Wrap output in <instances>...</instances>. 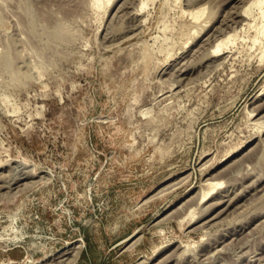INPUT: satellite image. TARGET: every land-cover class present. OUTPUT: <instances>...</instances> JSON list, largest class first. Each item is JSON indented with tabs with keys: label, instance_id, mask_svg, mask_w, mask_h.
Listing matches in <instances>:
<instances>
[{
	"label": "rangeland",
	"instance_id": "rangeland-1",
	"mask_svg": "<svg viewBox=\"0 0 264 264\" xmlns=\"http://www.w3.org/2000/svg\"><path fill=\"white\" fill-rule=\"evenodd\" d=\"M95 1L0 0V159L6 154L13 159L0 161V202H11L48 179L14 154L27 155L39 129L66 114L74 79L81 76L91 50L136 36V56L152 62L136 137L146 148L153 173H161L147 188L156 187L149 198L191 183L192 173L187 170L196 132L204 123L198 165L209 169L217 159L218 163L157 221L184 217L192 223L189 232L206 231L204 240L190 249L168 245L154 257L133 264H264V60L259 62L258 51L248 48L254 36L264 43V31L258 20L256 26L252 24L256 14L250 18L240 14L249 0H149L142 10V0L132 1L138 5H130L131 0H100V6ZM197 6L204 7L199 22L188 13ZM197 22L201 29H196ZM220 31L237 32L231 34L238 36L232 42L235 48L229 44L209 57L206 52L221 38ZM188 36L192 38L187 40ZM19 161L27 166H19ZM213 178L224 183L199 206L201 183L216 181ZM135 238L126 248L137 243L139 235ZM150 239L159 243L156 237ZM74 246L80 254L76 242L36 264H55L60 254Z\"/></svg>",
	"mask_w": 264,
	"mask_h": 264
},
{
	"label": "flooded vegetation",
	"instance_id": "flooded-vegetation-1",
	"mask_svg": "<svg viewBox=\"0 0 264 264\" xmlns=\"http://www.w3.org/2000/svg\"><path fill=\"white\" fill-rule=\"evenodd\" d=\"M135 41L92 49L66 114L39 129L27 155L14 154L49 178L0 205V264H20L25 243L61 250L77 242L81 264L131 260L117 253L149 215L136 201L161 177L136 137L152 62L136 56ZM155 242L149 236L138 251Z\"/></svg>",
	"mask_w": 264,
	"mask_h": 264
},
{
	"label": "water",
	"instance_id": "water-1",
	"mask_svg": "<svg viewBox=\"0 0 264 264\" xmlns=\"http://www.w3.org/2000/svg\"><path fill=\"white\" fill-rule=\"evenodd\" d=\"M95 44H97L95 42ZM94 44L95 47H97ZM206 123L202 124L197 132H196V146L195 151L191 160V164L188 172L192 173V181L189 185L184 186L180 184L171 190L165 191L157 196L149 198L150 194L156 189V187L151 186L143 196L140 197L136 201V210L145 211L148 215V218L144 223L139 226L136 231L132 232V234L127 238V242L132 241L137 235H139V240L132 247L126 248L121 247L117 255H123L127 253L131 260L126 264H133L141 258H152L154 257L160 249L172 245L178 244L181 247L186 249L193 248L199 241H203L206 236V231H201L200 233L189 232L190 226L192 223L190 220H184L185 218L179 219L178 221L168 220L166 222L157 223L158 219L168 210L172 205L176 204L180 201L184 195L189 193L194 187H196V183L201 181V179L205 176L206 172L208 173L214 165L218 163V159L213 166L209 169L200 168L197 162V155L199 149V141H200V129ZM6 152V150H5ZM218 154V152L216 151ZM11 161L12 157L8 154L4 155L0 161ZM199 167V168H198ZM34 170V169H33ZM35 171V170H34ZM214 187L212 183H201L200 188L202 191L207 193ZM33 192V191H31ZM21 194V193H20ZM18 194V195H20ZM206 195V194H205ZM204 195V196H205ZM0 205H6L4 202H0ZM149 235L151 238L156 237L159 240V243H153L152 248L147 252L138 251V248L142 245V243L148 239L146 236ZM25 251L26 257L20 264H36L37 262H41L48 258L49 256L55 254L57 251L54 248H46V247H35V245H28L25 243ZM136 250V255H135ZM83 261L82 257V249H80V254L71 264H81Z\"/></svg>",
	"mask_w": 264,
	"mask_h": 264
},
{
	"label": "bare ground",
	"instance_id": "bare-ground-1",
	"mask_svg": "<svg viewBox=\"0 0 264 264\" xmlns=\"http://www.w3.org/2000/svg\"><path fill=\"white\" fill-rule=\"evenodd\" d=\"M110 0H107V1H105V2H109ZM112 1V0H111ZM121 1V0H120ZM126 2L127 1H129V0H125ZM133 0H131L130 1V5H131V3H135V2H132ZM138 0H136V2H137ZM140 1V0H139ZM148 1L149 0H142L141 1V10H142V8L143 7H146L147 6V4H148ZM153 1V0H152ZM240 1V0H239ZM244 1V0H243ZM247 1V0H246ZM96 3H97V6H100V0H96L95 1ZM101 2H102V0H101ZM150 2H151V0H150ZM149 2V3H150ZM154 2V1H153ZM152 2V3H153ZM123 3H125L124 1H123ZM127 3H129V2H127ZM127 3H125V4H127ZM139 3V2H138ZM138 3H135V4H137L138 5ZM108 4V3H107ZM134 4V5H135ZM140 4V3H139ZM121 5V4H120ZM120 5L118 6L120 9H122L121 7L123 6H121L120 7ZM129 5V6H130ZM134 5H132L131 7H133L134 8ZM152 5V4H151ZM154 5V4H153ZM108 6V5H107ZM129 6H127V7H129ZM123 7H125V5L123 6ZM149 7V6H148ZM238 7V6H237ZM132 8V9H133ZM139 8V7H138ZM192 8V7H191ZM197 8H198V6H197ZM200 8V7H199ZM198 8V10H196L195 9V11L192 9L191 10V12L189 11L188 13H189V15L191 16V18H192V21L194 20L195 22L196 21H198L200 18H202L201 16L204 14L203 12H204V7L202 8V9H199ZM125 9V8H124ZM132 9L130 10L131 12H133L132 11ZM136 9H137V7H136ZM135 9V10H136ZM140 9V8H139ZM125 10H127V9H125ZM134 10V9H133ZM117 11H119V9H116V12ZM124 12V11H123ZM122 12V13H123ZM142 12V11H141ZM185 12H187V10L185 11ZM122 13H120V14H122ZM130 13V12H129ZM188 13H187V15H188ZM133 14V13H132ZM136 14H137V11H136ZM138 14H139V12H138ZM148 14V13H147ZM183 12H182V16H183ZM241 14V16H248L249 18H250V16H253V14H254V16H255V14L257 15L256 17H255V19H253L254 20V22H253V20H252V24L254 25V26H256L254 23H256L257 21L256 20H258L259 21V23H261V26H260V24H259V27H261L260 28V30H263L264 31V0H249L248 1V4L247 5H245V8L243 9V11L240 13ZM186 15V14H185ZM235 15V14H234ZM121 16V15H120ZM125 16H127V15H125ZM125 16H123V18H125ZM129 16H131V15H129ZM143 16V15H142ZM233 16V15H232ZM117 17H119L118 15H117ZM132 17V16H131ZM133 17H136V16H134V14H133ZM140 17V16H139ZM145 17V16H144ZM189 17V16H188ZM120 18H122V17H120ZM137 18V17H136ZM130 19V18H129ZM133 19H135V18H133ZM147 19V18H146ZM241 19H242V17H241ZM240 19V20H241ZM245 18H243L242 20H244ZM126 21H127V19H125ZM138 21L139 20H143L142 18L141 19H137ZM145 20V19H144ZM189 20V19H188ZM234 20V19H233ZM236 20V19H235ZM246 20V19H245ZM130 21H131V19H130ZM130 21H128V22H130ZM201 21V20H200ZM203 21V20H202ZM143 22V21H142ZM190 22V21H189ZM199 22V21H198ZM197 22V24L199 25V23ZM225 22V21H224ZM245 22V21H244ZM136 24H138L137 22H135ZM193 24H194V22H192ZM192 23H190V24H192ZM239 23V22H238ZM248 23V22H247ZM246 23V24H247ZM129 24V23H128ZM127 24V25H128ZM189 24V23H188ZM188 24H187V26H188ZM192 24V25H193ZM219 24V23H218ZM229 24V23H228ZM237 24V23H236ZM241 24V23H240ZM249 24H251V23H249ZM249 24H247V26H249ZM258 24V23H257ZM131 25V24H130ZM139 25V24H138ZM137 25V26H138ZM196 25V24H195ZM194 25V26H195ZM202 25V24H201ZM202 26H204V24L202 25ZM127 27V26H126ZM125 27V28H126ZM129 27V26H128ZM191 27H193V26H191ZM196 27V29L197 28H200V25H199V27H197V26H195ZM205 27V26H204ZM217 27H219V26H217ZM223 27H225V26H223ZM232 27V26H231ZM251 28H253L252 27V25L250 26ZM250 27H248V28H250ZM258 27V28H259ZM133 28H134V26H133ZM135 28H139V26L138 27H135ZM194 28V27H193ZM129 29V28H128ZM131 29H132V27H131ZM192 28H190V30H191ZM201 29V28H200ZM231 29V28H230ZM134 30V29H133ZM192 30H195V28L194 29H192ZM198 30V29H197ZM217 30V29H216ZM224 30V29H223ZM260 30L258 31L259 33H260ZM128 31V30H127ZM165 31V28H164V30H163V32ZM196 31V30H195ZM238 31V30H237ZM248 31V30H247ZM131 32V31H130ZM134 33H135V31H133ZM198 32V31H197ZM211 32V31H210ZM221 32V31H220ZM229 32V31H228ZM232 32H234V33H237V32H235V31H232ZM232 32H231V34H232ZM125 33V32H124ZM127 33V32H126ZM199 33V32H198ZM225 33H227V31L225 32ZM224 33V34H225ZM230 33V32H229ZM233 33V34H234ZM261 33H262V35H263V33L264 32H262L261 31ZM130 34H132V33H130ZM221 34V38H219V39H216V41H215V43H214V45H212L211 47H210V45L208 44L209 43V41L208 42H206L208 45H209V48H211L210 50H208L207 52H206V50L204 51V52H206L208 55H209V57L210 56H214L215 54H218V53H222L227 47H228V45L230 44H232V42H234V37L235 36H237V35H231V34H228L227 33V35H224L222 32L220 33ZM124 35V34H123ZM128 35H129V32H128ZM190 35V34H189ZM196 35H197V33H196ZM216 35V34H215ZM214 35V36H215ZM218 35V34H217ZM216 35V36H217ZM257 35V34H256ZM261 35V36H262ZM191 36V35H190ZM198 36V35H197ZM214 36L212 37L213 39H214ZM215 36V37H216ZM223 36V37H222ZM260 36V35H259ZM128 37V36H127ZM157 39H158V37L157 36H155ZM210 37V36H209ZM238 37V36H237ZM252 37V36H251ZM188 38H190L189 36L186 38L187 40H189ZM192 38V37H191ZM190 38V39H191ZM196 38V37H195ZM194 38V36H193V40L195 39ZM205 38H207V36L205 37ZM211 38V37H210ZM210 38H207V39H210ZM214 39V40H215ZM156 40V39H155ZM187 40H185V41H187ZM204 42V43H205ZM214 42V41H213ZM185 43H187V42H185ZM211 43H212V41H211ZM245 43V42H244ZM200 44H202V43H200ZM234 44V43H233ZM233 44H232V46H233ZM185 45V44H184ZM187 45V44H186ZM204 45V44H203ZM202 45V48L203 47H205V46H203ZM208 45H206L207 46V49H209L208 48ZM247 46V45H246ZM194 47V46H193ZM234 47V46H233ZM183 48V47H182ZM185 48V47H184ZM190 48V47H189ZM197 48V47H196ZM196 48H195V50H196ZM235 48V47H234ZM248 48H250V50L251 49H253L254 48V51H258V56H259V62H263V60H264V43H261L260 41H259V37L258 36H254L252 39H251V46L250 47H248ZM198 49V48H197ZM204 49H206V47L204 48ZM228 49V48H227ZM164 50H166V52L168 53V49H164ZM194 50V49H193ZM194 50V51H195ZM232 50V49H231ZM231 50H229V51H231ZM161 51H163V49L161 50ZM187 51V50H186ZM222 51V52H221ZM227 51V50H226ZM228 51V52H229ZM199 52V51H198ZM253 52V51H252ZM162 53V52H161ZM196 53V52H195ZM240 53V52H239ZM192 54V53H191ZM197 54V53H196ZM199 54V53H198ZM224 54V53H223ZM183 56H184V54H182ZM194 55V54H193ZM225 55H226V53H225ZM248 55V54H247ZM246 55V56H247ZM167 56H169L168 54H167ZM182 56V57H183ZM197 56V55H196ZM219 56V55H218ZM221 56V55H220ZM224 56V55H223ZM221 57L222 59L225 57ZM194 57V56H193ZM248 57V56H247ZM219 58V57H218ZM220 58V59H221ZM219 59V60H220ZM217 60V59H216ZM190 61V60H189ZM183 62V61H182ZM207 62V61H206ZM211 62V61H210ZM187 63H188V61H187ZM191 63V62H190ZM180 64V63H179ZM182 64V63H181ZM178 67V66H177ZM184 69V68H183ZM181 70V69H180ZM178 74V73H177ZM184 77V76H183ZM191 77V76H190ZM190 77H189V81H190ZM182 79V78H181ZM189 81H188V83H189ZM185 83V82H184ZM186 85V84H185ZM185 85H183L182 87H184ZM256 100V99H255ZM264 101V100H263ZM260 104V103H259ZM259 107V106H258ZM254 108H255V106H254ZM257 110V109H256ZM259 110V109H258ZM248 111H252V109H250V110H248ZM254 111H252V113H253ZM143 114L145 113V112H142ZM147 113V112H146ZM145 113V114H146ZM249 115V114H248ZM252 115V114H251ZM250 115V116H251ZM144 116V115H143ZM147 118V117H146ZM256 118V117H255ZM260 118V117H259ZM259 120V119H258ZM253 121V120H252ZM19 163V166H24V165H26L27 166V164H25V163H23V162H21V161H19L18 162ZM16 166H18V164L16 165ZM20 168V167H19ZM18 168V169H19ZM24 168H25V166H24ZM23 168V169H24ZM11 169V168H10ZM15 169V168H14ZM14 169H12V170H14ZM12 170H10V171H12ZM16 170V169H15ZM14 170V171H15ZM25 170V169H24ZM26 172V171H25ZM28 173V172H27ZM11 174V173H10ZM32 174V173H31ZM30 175V174H29ZM47 178H49V177H47ZM214 179V178H213ZM44 180V179H43ZM210 180H212V179H210ZM214 180H216V178L214 179ZM206 181H207V179H206ZM205 181V182H206ZM212 183V184H214V187L210 190V191H208L207 193H205L204 194V192L202 193V195H201V193L199 194L200 195V197L198 198V201H197V204L199 205L200 203H202L203 204V202H205V201H207L211 196H212V192L213 191H215V189H216V191H217V189L219 190V187H220V185L222 186V184L224 183V182H222V181H220V180H216V181H207V183ZM2 187V186H1ZM261 187V186H260ZM221 188V187H220ZM263 189V188H262ZM205 195V196H204ZM212 198V197H211ZM193 202H196V200L195 201H193ZM192 202V203H193ZM208 203V202H207ZM195 204V203H194ZM202 204H200V205H202ZM205 204V203H204ZM196 205V204H195ZM199 205V206H200ZM189 206H190V208H189ZM189 206H187V209H191V206H193V205H189ZM197 206V205H196ZM186 209V208H185ZM183 212H187V210H185V211H183ZM182 212V213H183ZM187 214V213H186ZM181 217V216H180ZM184 218V217H183ZM136 239V238H135ZM78 248L79 247H73V249L71 250V251H67L66 250V252L67 253H63L62 255L60 254V256H58V258H57V260H58V262H56V260H55V264L57 263V264H71V263H73L74 262V260L77 258V256H78V254H79V252H78ZM69 250V249H68ZM76 250V251H75ZM174 252V251H173ZM179 252H181V251H179ZM183 252V251H182ZM186 252V251H185ZM71 254H73V255H71ZM172 254H174V253H172ZM70 255H71V258H70ZM175 255V254H174ZM173 255V256H174ZM183 255V254H182ZM169 256H171V257H173L172 255H169ZM168 258V257H167ZM169 259V258H168ZM54 260V259H53ZM53 260H52V262H53ZM54 263V262H53ZM52 264V263H51ZM140 264H142V262L140 263Z\"/></svg>",
	"mask_w": 264,
	"mask_h": 264
}]
</instances>
